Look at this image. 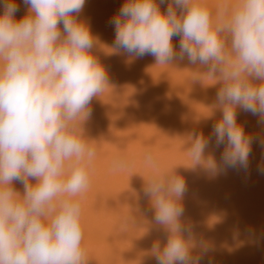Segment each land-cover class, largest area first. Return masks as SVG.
Returning a JSON list of instances; mask_svg holds the SVG:
<instances>
[{
	"label": "clouds",
	"instance_id": "obj_1",
	"mask_svg": "<svg viewBox=\"0 0 264 264\" xmlns=\"http://www.w3.org/2000/svg\"><path fill=\"white\" fill-rule=\"evenodd\" d=\"M22 3L27 14L19 20L14 0H2L0 14V264H88L79 198L90 186L96 150L82 124L108 87V74L79 18L86 0ZM110 23V52L150 55L160 65L186 58L210 85H220L207 107V117L220 113L211 135L188 133L189 167L247 170L253 142L264 148V138L246 133L237 116L250 113L264 125V0H223L214 10L205 0H125ZM213 143L223 146L219 162L206 153ZM144 164L151 172L143 195L165 234L150 254L156 264H200L210 246L182 220L185 178L158 171L150 151ZM127 166L122 157L112 161L115 171Z\"/></svg>",
	"mask_w": 264,
	"mask_h": 264
},
{
	"label": "bare ground",
	"instance_id": "obj_2",
	"mask_svg": "<svg viewBox=\"0 0 264 264\" xmlns=\"http://www.w3.org/2000/svg\"><path fill=\"white\" fill-rule=\"evenodd\" d=\"M14 2L19 20L27 7L22 0ZM124 2L86 0L79 16L90 27L96 39L93 55L108 74V87L93 98L91 116L82 124L96 150L89 167L90 186L79 198L88 264H156L151 245L156 239L163 243L165 234L156 230L143 195V177L151 172L144 164L149 151L158 171H175L185 178L182 220L193 227L197 240L210 246L200 264H264V174L258 171V166L264 167V148L253 142L247 170L212 174L189 167L188 133L195 129L211 135L220 113L207 117V107L220 85H210L214 81L200 76L197 72L203 69L186 58L160 65L150 55L135 58L110 52L115 35L110 20ZM222 2L205 0L212 10ZM173 43L178 50L179 38ZM237 119L246 133L264 138V125L256 116L238 110ZM222 150L213 143L206 153L213 152L219 162ZM117 157L128 161L123 170L112 168ZM13 187L23 194L22 184L14 182Z\"/></svg>",
	"mask_w": 264,
	"mask_h": 264
}]
</instances>
